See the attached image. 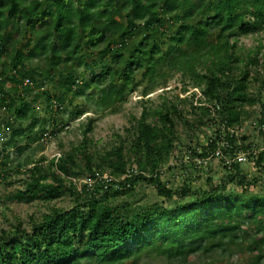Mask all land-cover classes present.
Here are the masks:
<instances>
[{
  "label": "trees",
  "instance_id": "1",
  "mask_svg": "<svg viewBox=\"0 0 264 264\" xmlns=\"http://www.w3.org/2000/svg\"><path fill=\"white\" fill-rule=\"evenodd\" d=\"M261 31L264 0H0V185L23 174L9 202L51 203L69 193L75 203L52 207L28 229H0V264H139L153 255L189 264L199 254L204 264L246 255L234 264H264V178L243 169L249 163L264 173V46L238 47L240 37ZM175 73L197 83L201 96L185 87L178 103L162 95L160 107L144 106L126 128L128 149L120 137L95 157L91 118L76 147L25 170L20 161L11 167L10 152L28 163L32 144L41 150L68 126L57 113H88L78 99L96 113L114 112L138 86L148 96ZM253 82L261 84L256 94ZM186 103L193 122L180 108ZM177 122L211 130L205 145L186 147L190 165L177 160ZM247 126L253 134L241 132ZM216 158L226 176L195 188ZM171 160L168 170L192 169L177 189L162 180ZM83 175L91 183L79 189L71 179ZM145 184L161 201L141 204Z\"/></svg>",
  "mask_w": 264,
  "mask_h": 264
},
{
  "label": "rangeland",
  "instance_id": "2",
  "mask_svg": "<svg viewBox=\"0 0 264 264\" xmlns=\"http://www.w3.org/2000/svg\"><path fill=\"white\" fill-rule=\"evenodd\" d=\"M259 45L264 46V31H261L254 35L243 36L239 38L238 47L242 49L245 53H249L256 49ZM264 53V48H263ZM259 70V69H256ZM253 70V74L255 71ZM183 79V75L181 73H175L165 84H159L154 90L149 92L148 96H144L143 93V85L138 86L137 90L128 97L127 102L119 104L118 110L114 112H95L94 108L91 104L86 103L84 99H78L76 104H87V111L84 116L80 118H70L69 113H57L55 112V116L61 120H68V126H65L61 133L47 142L41 150H38L37 144H32L31 149L27 151L26 156H29L28 163H24L22 158H18L16 154V150L10 152L11 159L15 160L11 167L15 169L16 164L20 161L23 165V170L28 169V167H32L35 161H38L40 158L45 157L47 159H51L62 152L71 149L72 147H76L82 142V135L81 131L83 130V125H86L91 118L96 119V123L93 128V132L90 134V139L92 144L89 146L90 151L93 155L98 156L97 154H103L107 151L110 147L117 145L120 142V137H122L126 141V148H129V140L131 139L127 133L126 128H130L131 120L134 116L140 117L141 113L144 109V106L147 107L149 110H154L161 106L162 99L161 96L164 95L168 97L172 101H177L176 96L185 98L188 96L189 93L195 92L199 94L200 88L197 86V83L190 80L189 78ZM140 78H137L136 82H138ZM187 87L189 89V93H183V89ZM261 84L257 82H253L250 84V90L253 93L260 92ZM92 93V91H88ZM263 101H264V90H262ZM144 103V104H143ZM178 103V101H177ZM196 105V103H194ZM39 116L42 118L46 115V104L44 103L43 98H39L37 102L34 104ZM180 108L184 109V112L188 119L192 122L195 121L197 116H195L191 110V104L186 103L184 105L180 104ZM257 111L261 110L260 105H256L254 107ZM3 117H5L3 115ZM199 120V119H198ZM177 131L179 132V140L177 143V151L176 154L178 155L179 165L182 163H189L190 158L188 157V150L186 147L188 145H195L196 143H200L205 145L207 143V139L211 134V130L202 126L199 122L194 123L193 129H188L184 127L181 123L177 122ZM246 134H253V130L250 129L249 126L245 127L243 131ZM3 137V136H1ZM1 140V139H0ZM257 142H261V139H257ZM2 142L0 141V152H1ZM2 161V158H1ZM210 164L206 173H198L197 175L201 178L197 182H192L193 186L196 187H204L206 188V180L208 176L212 177L215 183L220 182L225 176L227 169L224 166V163L219 159H210L207 160ZM33 162V163H32ZM32 163V164H31ZM174 164L175 160H173ZM171 163L165 165L163 171V178L162 180L169 183V187L173 189H177L182 186L185 179L190 177V170L189 173H183L181 170L174 168L173 170H168L169 165ZM190 165V163L188 164ZM244 171L249 173L251 178L252 177H262L264 178V173L259 172L258 170H253L252 164L246 163L244 165ZM16 170V169H15ZM11 178L9 179V184H1L0 185V229L11 230V228L19 223L23 225L25 229L31 227L32 221L42 220L43 216L49 213L52 207H56L63 210H68L72 208L74 203V197L71 196L69 193L65 194L62 198L58 200H54L51 203H44L40 200L35 201L33 203H19V202H9L8 197L10 193L16 191L17 189H21L22 179H25L23 174H11ZM105 178L108 177L107 175L104 176ZM76 182L77 187L80 189L82 185L87 183L90 184L91 181L83 175L79 176V178H73ZM233 186V185H232ZM92 190V187H90ZM139 196L143 199L144 203H155L157 201H161V198L157 195L156 189L154 186L150 185H142L139 186L138 189ZM256 193L262 192L261 185H257L252 189ZM170 203L168 202L167 205ZM247 256V255H246ZM246 256H234L232 258L228 256L218 257L219 259L218 264H234L237 261L242 262V259L245 260ZM207 259L203 257L202 254L195 255L189 264H204L206 263ZM86 264V263H82ZM139 264H170L167 263L166 259L160 258L157 255L150 256L149 258H145Z\"/></svg>",
  "mask_w": 264,
  "mask_h": 264
},
{
  "label": "built area",
  "instance_id": "3",
  "mask_svg": "<svg viewBox=\"0 0 264 264\" xmlns=\"http://www.w3.org/2000/svg\"><path fill=\"white\" fill-rule=\"evenodd\" d=\"M216 154L219 155V152H217ZM238 161H239V162H246V161H247V158H246L245 155H240V156L238 157ZM106 178H107V177H106Z\"/></svg>",
  "mask_w": 264,
  "mask_h": 264
}]
</instances>
